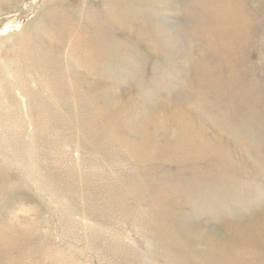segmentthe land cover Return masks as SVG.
Masks as SVG:
<instances>
[{
  "label": "rangeland",
  "instance_id": "1",
  "mask_svg": "<svg viewBox=\"0 0 264 264\" xmlns=\"http://www.w3.org/2000/svg\"><path fill=\"white\" fill-rule=\"evenodd\" d=\"M0 264H264V0H0Z\"/></svg>",
  "mask_w": 264,
  "mask_h": 264
},
{
  "label": "bare ground",
  "instance_id": "2",
  "mask_svg": "<svg viewBox=\"0 0 264 264\" xmlns=\"http://www.w3.org/2000/svg\"><path fill=\"white\" fill-rule=\"evenodd\" d=\"M245 256V255H244ZM252 257V256H251ZM241 260V259H240ZM237 263V262H236Z\"/></svg>",
  "mask_w": 264,
  "mask_h": 264
}]
</instances>
